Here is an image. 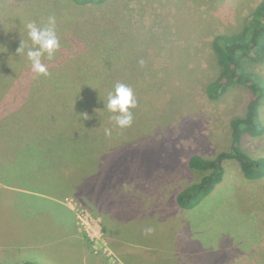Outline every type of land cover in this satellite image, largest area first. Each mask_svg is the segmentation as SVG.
I'll use <instances>...</instances> for the list:
<instances>
[{
  "label": "rangeland",
  "instance_id": "obj_1",
  "mask_svg": "<svg viewBox=\"0 0 264 264\" xmlns=\"http://www.w3.org/2000/svg\"><path fill=\"white\" fill-rule=\"evenodd\" d=\"M261 1L0 0V56L14 63L13 74L0 77L1 121L35 74L26 54H18L22 39L31 43L24 25L44 26L50 15L61 47L53 60H43L48 70L83 68L108 93L127 85L137 102L124 128L106 100L80 107L85 125L78 134L92 138L80 142L90 161L88 169L83 162L77 168V183H68L67 172L49 180L57 155L72 146L65 135L0 162V196L11 202L10 225L0 227V264H125L119 254L133 258L129 239L148 242V254L159 253V245L165 258L186 264H264V176L248 178L227 158L223 181L196 207L177 202L181 190L201 180L188 165L190 155L230 151L231 120L245 114L252 92L234 85L209 95L219 73L216 38L244 32ZM245 64L264 79V53L250 54ZM260 118L264 124V104ZM241 145L264 162V134L247 135ZM179 231L192 243L163 242Z\"/></svg>",
  "mask_w": 264,
  "mask_h": 264
},
{
  "label": "trees",
  "instance_id": "obj_2",
  "mask_svg": "<svg viewBox=\"0 0 264 264\" xmlns=\"http://www.w3.org/2000/svg\"><path fill=\"white\" fill-rule=\"evenodd\" d=\"M75 1L87 4L106 0ZM216 46L219 73L207 87L209 95L219 97L231 86L243 85L251 90L252 96L247 102L245 114L231 120L230 151H222L214 158H206L199 154L189 156L188 165L198 176L201 175V180L191 183L177 194L178 204L185 208L196 207L203 197L209 195L223 181L225 173L223 162L227 158L236 159L248 178L264 176V162L253 159L241 145L247 135L264 134V124L260 118L261 107L264 104V79L257 73L247 70L245 64L250 54L264 53V0L250 16L244 32L219 36L216 38ZM14 53L17 54L15 51ZM78 56L79 54L75 61H78ZM13 65L11 60L1 54L0 77L5 76L6 73L13 74ZM67 68L51 69L49 76H38L35 73L29 85L23 89L22 98L19 102L16 99L15 111L4 118L6 122L0 119V161H13L18 156V151L24 150V147L36 150L43 142L65 135L69 141H72V146L67 153L57 155V162L48 176L52 177L49 179L51 181L60 173L67 172L70 175L68 183L72 185L81 179L77 168H82L83 162V170L88 169L90 161L88 152L85 153L79 148L82 140L92 138L87 133L78 134L81 130L79 127L85 125V111L80 107L90 109L98 106L100 101L104 103L108 100L109 93L103 90L98 76L89 75L83 71V68ZM92 83L94 84L90 89L88 86ZM94 127L93 130L99 131L105 125ZM45 181L47 182V178ZM10 204L9 199L0 203V210L3 207L7 209L2 211L3 215L0 216L2 228L10 225L8 222ZM20 264L39 263L25 261Z\"/></svg>",
  "mask_w": 264,
  "mask_h": 264
},
{
  "label": "clouds",
  "instance_id": "obj_3",
  "mask_svg": "<svg viewBox=\"0 0 264 264\" xmlns=\"http://www.w3.org/2000/svg\"><path fill=\"white\" fill-rule=\"evenodd\" d=\"M56 17L50 15L44 26H39L34 22L24 25L28 40L27 44L22 39V45L18 49V54H26L27 59L31 63V68L38 76H49L47 65L44 59L53 60L61 47L60 39L56 31ZM143 64V61L140 62ZM137 106V102L133 90L123 83L115 86V90L109 93L105 107L115 115L114 119L117 126L124 128L130 126L133 121V113L131 109ZM106 135H111V129H105Z\"/></svg>",
  "mask_w": 264,
  "mask_h": 264
},
{
  "label": "crops",
  "instance_id": "obj_4",
  "mask_svg": "<svg viewBox=\"0 0 264 264\" xmlns=\"http://www.w3.org/2000/svg\"><path fill=\"white\" fill-rule=\"evenodd\" d=\"M5 162L6 161H3V163H5ZM9 162L7 161L8 164H9ZM4 201H7V200H5L4 197L0 196V203L4 202ZM114 203H116V202L114 201L113 204ZM3 204L4 203H2V205ZM2 215H3V212L0 211V216H2ZM133 221H129L128 224H125V225H129V223H131ZM119 226L123 227V224H121ZM146 230H147V233H148V229H146ZM179 234H180V231L178 233V237L177 238L170 239V241H168V239L166 238L163 242L165 244L169 243V245L173 243L172 246H174V247H178V244L187 245V244L192 243V242H187L188 240H186L184 242L183 238ZM159 238L162 239L163 237H159ZM118 240H120L121 242L126 241V240L123 239V237L119 238ZM141 240H143V238ZM129 244L131 246L130 253H131V255H133V258L130 256V261H127V260H125L123 258L122 254H119L125 264H186V263H183L180 259L179 260H171V259L165 258L167 251H164L162 249V247H160L159 245H155V246L159 249V253L162 255L161 258H158V256H159L158 252H153V253H149V254L146 252V251H149V250L152 251L151 250L152 248H150L152 246L148 245V242L145 243L143 241H133V240L129 239ZM185 251H186V249H185ZM119 253H121V252H119ZM186 254H188L187 251L185 252V255ZM134 256H135V258H134ZM170 256H174V257L179 258V256L177 254L176 255L173 254V255H170Z\"/></svg>",
  "mask_w": 264,
  "mask_h": 264
}]
</instances>
